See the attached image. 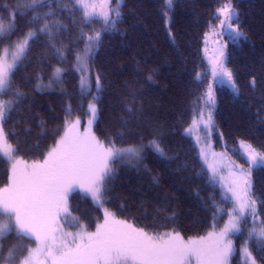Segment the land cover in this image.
<instances>
[{
  "label": "trees",
  "instance_id": "1",
  "mask_svg": "<svg viewBox=\"0 0 264 264\" xmlns=\"http://www.w3.org/2000/svg\"><path fill=\"white\" fill-rule=\"evenodd\" d=\"M11 2L0 0V13L6 14L4 9ZM63 2L72 7L69 0ZM225 2L174 0L173 11L168 12L174 41L170 39L168 20L163 15L167 11L166 0H127L126 15L117 30L104 32L100 22L87 27L81 24L86 32L102 31V44L93 63V71L102 74L100 93L92 87L90 95L81 96L80 75L74 70L75 58L71 52L66 53L67 59L62 64H57L56 58L49 54L50 65L37 67L35 60L24 65L15 76V85L25 96L19 100V111L8 125L18 133L10 137L11 143L20 146L17 155L28 162L43 159L41 153L46 154L54 140L63 135L68 106L71 105L73 112L70 118L79 116L84 121L88 117L87 102L93 95H99L100 111L94 133L101 140L112 137L119 147L141 139L147 144L153 138L154 127L159 126L163 129L169 155L178 153L176 158L166 161L146 150L139 170L135 163L114 164L112 201L106 207L118 218L127 219L149 232L175 229L184 238L203 236L213 224L222 226L227 214L218 212L214 220L215 209L205 201L214 196L216 203L227 209L231 208V202L211 179L197 146L185 130L193 119L196 97L213 83L210 51L218 46L213 42L221 38L210 37L205 45L204 33L209 30V22L218 24L212 16ZM232 3L239 13L240 30L246 39L232 42L228 36H223L222 42L227 43V67L233 72L239 94L228 86L213 84L217 107L210 138L217 152H224L228 160L247 169L249 164L241 155L239 142L245 140L257 148L264 146V0H232ZM53 8L57 10L53 19L72 27L67 9H61L55 0ZM47 11V8L42 9V12ZM71 15L78 21L80 12ZM17 19L21 32L12 37L13 40L23 38L29 27H35L28 24L30 16ZM76 35L75 31L65 32L64 43L68 44L67 37L75 39ZM56 66L66 69V74L62 81L50 82ZM196 72L204 74L203 83L194 79ZM37 75L43 77L44 87L39 90L36 88L40 83ZM149 75L151 81L146 80ZM127 85L137 89L140 99L136 103L141 104L143 110V117L132 120L127 126L130 133L125 132L122 125V119H128L124 111V101L129 95ZM117 132L124 135L117 138ZM8 174L5 158L0 156V187L7 184ZM251 180L261 220L264 219V205L261 204L264 201V165L253 167ZM69 208L89 230L103 219L102 211L78 192L70 195ZM173 215L174 220L167 219ZM246 236V231L238 234L237 242H243ZM9 243H16V237ZM22 243L27 247L36 244L32 238H25ZM261 246L264 241L250 245L253 255Z\"/></svg>",
  "mask_w": 264,
  "mask_h": 264
},
{
  "label": "snow or ice",
  "instance_id": "2",
  "mask_svg": "<svg viewBox=\"0 0 264 264\" xmlns=\"http://www.w3.org/2000/svg\"><path fill=\"white\" fill-rule=\"evenodd\" d=\"M55 2L61 9H67L72 27L53 19L57 13L53 0H12L4 9L6 14L0 13V156L5 158L9 171L7 184L0 187V264H231L237 251L231 239L233 234L246 231L249 240L258 237L264 241V219L257 222V199L251 184L253 167L264 165V146L257 148L241 140V155L249 167L245 169L229 159L226 165L228 177L221 176L214 164L209 165L211 179L220 181L231 208H222L214 196L205 203L214 207V220L218 212L226 213L228 220L219 231L213 224V231L206 236L188 239L175 229L149 232L127 219L118 218L105 206L112 201L114 164L135 163L139 170L146 150L166 161L176 158L178 153L169 155L163 129L159 126L154 127L153 138L147 144L141 139L119 147L112 137L101 140L93 132L100 111L99 95H93L87 102L85 131L79 129V116L70 118L73 112L69 105L63 135L54 140L46 154L41 153L43 159L29 163L17 155L20 146L11 143L10 137H16L18 133L8 125L14 113L19 111L17 104L25 93L16 87L15 76L33 60L37 67L50 65L47 57L51 54L57 64H62L67 59L66 53L71 52L75 58L74 70L80 75L81 96L91 94L93 83L96 93H100L103 90L102 74L93 71V63L102 44V31L86 32L84 27L100 22L104 32L117 30L126 15L127 0H69L71 8L63 0ZM173 4L174 0H166L167 11L163 15L168 20L170 39L174 41L168 16V12L173 11ZM43 8L48 11L42 12ZM76 11L80 12L78 21L71 15ZM26 16H30L28 24L35 27H29L23 38L13 40L12 37L21 32L17 17L23 19ZM212 19L218 24L209 22L204 43L207 45L210 37L221 38L216 41L219 46L210 59L213 83L196 97L193 119L186 129V134H191L202 126L205 136L203 140L197 136L196 143L200 145L199 153L205 160L208 158L206 146L215 127L217 99L213 84L228 86L239 94L233 72L227 67V43L222 42V38L228 36L232 42L246 39L240 30L239 13L232 0H226L218 7ZM72 31L77 33L75 39L69 36L68 44H65L63 34ZM81 44L82 48L79 47ZM204 51H208L207 47ZM65 74L66 69L53 67L50 82L62 81ZM203 75L196 72L194 79L203 83ZM36 80L40 81L36 84L37 90L44 87L42 76L37 75ZM146 80L151 81L152 76H147ZM252 84L255 85V80ZM127 87L129 95L124 101V111L128 119H122V125L125 132L130 133L127 126L132 120L142 118L143 110L142 105L136 103L140 99L137 89ZM41 126L44 134L43 122ZM123 135V132H117V138ZM74 191H82L98 208H103V222L96 225L95 231H88L80 218L72 215L68 197ZM261 204L264 205V201ZM249 217L253 224L251 230H247ZM167 219L174 220L175 216ZM61 221L79 230L75 233L65 231ZM13 237H16V243L10 244ZM25 238L34 239L36 246L24 245ZM240 251L244 264H264V246L257 248L256 255L247 243Z\"/></svg>",
  "mask_w": 264,
  "mask_h": 264
},
{
  "label": "rangeland",
  "instance_id": "3",
  "mask_svg": "<svg viewBox=\"0 0 264 264\" xmlns=\"http://www.w3.org/2000/svg\"><path fill=\"white\" fill-rule=\"evenodd\" d=\"M211 38H213V37H211ZM217 41V40H216ZM216 41H214L213 42V44H216V45H218L217 43H216ZM213 46V45H212ZM219 46V45H218ZM218 46H215L210 52H212L211 53V55H210V57L212 58L214 55H215V50L218 48ZM92 87H94V90L93 91H96L95 90V85H94V83H93V86ZM87 119H88V117H86L85 119H84V121L81 119V124H80V126H79V129H80V131L81 132H83V131H85V129L87 128ZM188 128V127H187ZM93 132H94V125H93ZM185 134H186V130H185ZM187 136H189V137H191L192 138V140L194 141V143H195V145L197 146V148H198V150H199V148H200V145H198L197 143H196V137L197 136H200L201 137V139L203 140V138H204V136H205V132H204V130H203V128H202V126L199 128V129H194V131L191 133V134H186ZM206 151H207V154H208V158H207V160H205V159H203L202 157H201V155H200V157H201V160H202V163H203V165L207 168V170L209 171V173H210V175L212 176V169L209 167V165L210 164H214L215 166H216V168H217V170L219 171V173H220V175L221 176H224V177H228V169H227V167H226V165H227V163H228V159H227V157H226V155H224V156H221L220 154L221 153H224V152H217L214 148H213V146H212V141H211V138L209 137V144L206 146ZM213 153H215L216 155L215 156H213ZM200 154V153H199ZM225 154V153H224ZM1 157H3V156H1ZM4 158V157H3ZM30 163V162H29ZM256 166H260V165H256ZM252 172H253V170H252ZM252 175V174H251ZM215 183H217L218 184V186L220 187V189H221V191H222V193H223V195H224V189L221 187V184H220V181L217 179V180H215L214 181ZM251 184H252V180H251ZM253 191V190H252ZM74 192H78V193H81L82 195H84V196H86V197H88L90 200H91V198H90V196H88L87 194H85V193H83L82 191H74ZM73 192V193H74ZM72 194V193H71ZM70 194V195H71ZM70 195H69V197H68V203H69V198H70ZM230 195V194H229ZM93 202V201H92ZM93 204H94V202H93ZM95 205V204H94ZM96 206V205H95ZM106 206V205H105ZM101 211H102V213H103V208H99ZM73 215V214H72ZM74 216V215H73ZM227 220H228V218H227ZM227 220L225 221V223L227 222ZM260 219H259V217L257 216V222L259 221ZM103 222V219L101 220V222L100 223H102ZM61 223L63 224V227H64V230L65 231H69V232H73V233H75V232H77L79 229L77 228V227H75V226H70L68 223H66V222H64V221H61ZM81 224H83L82 222H81ZM97 224H99V223H97ZM96 224V225H97ZM84 225V224H83ZM96 225H95V228H96ZM224 225V224H223ZM223 225L222 226H215V230H217V231H219V229L220 228H222L223 227ZM253 227V224H252V220H251V217H249L248 218V225H247V230H251V228ZM95 228L93 229V230H89V229H87L88 231H95ZM210 231H213V228L210 230ZM210 231H208V232H210ZM208 232L205 234V235H203V236H206L207 234H208ZM238 234H240V233H237V234H233L232 236H231V239L233 240V242H234V246H235V248H236V252L233 254V257H232V259H231V264H244V256H243V253H242V251H240V249H241V246L243 245V244H245V243H247L248 244V246H249V249H250V245L253 243V242H255V241H261L258 237H253L251 240H249L248 239V237L246 236V239L243 241V242H237V240H236V237L238 236ZM198 237H201V236H195V237H187V238H185V239H188V238H198ZM35 246H36V244H35ZM34 246V247H35Z\"/></svg>",
  "mask_w": 264,
  "mask_h": 264
}]
</instances>
